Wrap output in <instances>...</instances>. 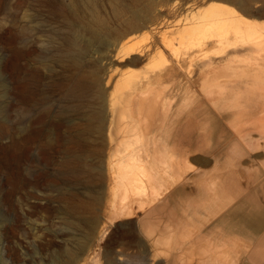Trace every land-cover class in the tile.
Segmentation results:
<instances>
[{"label":"rangeland","instance_id":"1","mask_svg":"<svg viewBox=\"0 0 264 264\" xmlns=\"http://www.w3.org/2000/svg\"><path fill=\"white\" fill-rule=\"evenodd\" d=\"M249 2L248 10L264 12V0ZM70 3L71 0H64V2L63 0H0V149L7 147L4 154L1 152L2 149L0 150V264H59L63 260L68 261L71 255L78 256L75 264H167L166 261H171L173 254L174 260L177 261L174 264H184L182 257L187 256V253H183L185 250L183 247L195 245L203 246L202 250L207 249V252L204 251L200 255L207 258L206 263L210 264L212 261H209V247L212 245L214 247L218 242H221L219 244L221 248L218 251L224 248L232 249V251L241 250V248L244 250L248 246L243 242L244 239L241 241L239 237L236 239L235 236L232 238L227 235L229 234V223L222 227L217 224L214 231H202L205 222L207 224L210 222L209 217L211 220L221 217L229 211V207L234 208L243 202L233 197L234 201L231 200L232 204L231 201L228 202L230 203L228 207L226 205L228 195L225 197L220 194V199L217 196L213 200L211 196L209 198L205 196L204 190L206 192V189L214 185L213 180L215 183L216 179H213L215 175L213 172L221 171L224 174L225 172L221 169L224 170L226 167L227 172L228 169H233L227 153L232 145L242 146L243 144L242 147L246 149H240V152L242 151L244 158L240 159L242 162L240 167L239 165L236 167L243 169V172L248 168L245 170V175L251 179V191L255 193V197L258 195L264 198V189L262 191L264 188L262 187L264 186V141L259 145L247 144L249 143L248 138L233 130L232 123L238 124V122L236 123L231 116L219 115L220 106L199 104V101H193L191 95L196 93L198 99L201 97L199 85L194 87V90L197 88L196 92L190 91L187 94L190 97L188 103L186 101L184 103L182 117L177 120L170 117L168 120L169 124L176 125L177 139L189 135V140L185 138V144L189 143L186 148V151L189 149V154L187 151L184 157L179 158L178 156V159L177 154L174 156L169 154L168 161L172 164H169L168 168L171 167V173L164 178L162 188L159 189L162 194L166 192L170 186H174V181L182 179L177 175L180 172H187L188 169L191 173H180V175L189 177L190 180L188 179L185 187L190 193L177 191L175 188L176 190L174 189L170 196L172 199L170 198L164 211L159 208V204L156 203L158 207L154 205L155 208H159L157 217H160L164 223L171 221L173 228L176 223H180L182 228H176L171 241L167 239V244H158L155 242L159 236L158 232L150 236L147 231H144L143 226L145 225H142L140 220L143 213L139 212L137 218L124 217L114 220L115 222L110 221L109 212L114 204L113 191L116 189L112 175L115 174L120 164L122 145L133 143L135 146V143L140 142L135 141L133 135L137 121L140 123L143 120L139 125L141 132L139 134L143 141H149L144 143L146 147L142 146V150H148L150 160L154 159V154L161 148L164 139H161L163 136L161 132H155L157 122L160 121L158 117L141 116V119H134L127 113L126 119L122 118L123 114L128 111H126V98L133 84V82L130 84L124 80H118L120 74L128 69L126 62H120V59H115L114 55L107 51L101 52L98 43L93 46L94 48L91 47L93 51L89 50L91 56L89 54L83 56L84 61L80 67L62 56L66 50H69L67 48H70L65 37L73 32L68 30L69 28L67 29L63 23L64 20L59 16V9L61 10ZM194 3L196 6L191 8ZM131 7L153 24L139 31L138 35L145 32L144 35L149 36L151 33L148 30L153 27H156V32L159 34L177 23L182 24L185 13L191 10L193 12L221 10L223 7L234 9L252 18L251 22L264 30V17L253 16L240 6L225 0H137L131 4ZM103 16L112 26H115L106 11ZM29 40L31 43L28 42ZM178 40L175 41L176 53L174 55L179 56V60L181 59L183 66L181 73L184 74L194 73L196 76L210 62L213 61L214 65L223 64L229 55L232 56L234 53L219 56L217 48L208 46L203 51L188 54L184 52L183 45L181 46ZM26 44L35 49L36 52L32 56H26L25 51L28 50ZM157 45L160 46V43ZM202 52L204 55H200ZM146 66V60L135 66L137 75L135 79L144 75ZM232 70L235 71L234 68ZM96 73L102 78L101 87L97 90L105 89V93H109L106 94L105 103L100 92L97 94L87 92L81 102L73 100L68 95L67 91L74 83L85 78L91 81L89 75ZM29 74H32V78ZM110 74H115L111 81ZM183 82L185 87L187 82L185 79ZM102 90L101 92H104ZM172 90L171 86L166 87L164 93H174ZM111 93L118 97L123 96L120 99L122 101L117 103L113 109V121H111L112 110L110 101H108ZM179 93L185 94V88L182 87ZM187 121L190 125L192 123L196 125L189 131V134L183 132ZM229 121L232 122L229 123ZM144 122L145 126L146 122L151 123L148 129L143 126ZM238 135L241 138H238ZM200 137L202 139H199ZM155 140L160 146H155ZM166 143L172 149L175 142L169 139ZM216 152L223 155L219 162L211 159L207 164L196 159V157L211 158L210 156ZM177 160L181 162L179 167L175 165ZM188 162L189 166L186 165ZM259 164L263 167L257 170ZM185 165L188 168L184 171ZM193 165L195 170H193ZM69 168L76 171L74 178H71L73 174L69 176L70 174L65 173V170ZM203 170L210 171L207 177L202 174ZM199 173L200 176H197ZM194 176H197L199 180ZM166 179L167 181L168 179L173 180V183L167 182ZM224 182L221 181L220 185L230 190L228 182ZM226 193L227 191L224 192ZM194 195L195 197L192 198ZM222 197L227 200H223ZM137 199L140 200V197ZM145 200L149 202L147 197L142 196L140 201L146 206L147 201ZM252 202L249 199V202L243 203V208L238 212L245 216L244 209L249 212ZM216 203L221 207L218 204L219 207H215ZM214 207L218 210L215 211L217 214L214 213ZM167 211H174V213L170 216ZM248 212L247 215L250 214ZM181 217L184 218L182 223ZM211 235H213L212 239H210ZM216 236H219V239ZM168 242L170 244L167 248ZM238 243L243 245L239 244L242 245L239 247ZM235 246L238 249L234 248ZM190 255L189 261H192L193 254L190 253Z\"/></svg>","mask_w":264,"mask_h":264},{"label":"bare ground","instance_id":"2","mask_svg":"<svg viewBox=\"0 0 264 264\" xmlns=\"http://www.w3.org/2000/svg\"><path fill=\"white\" fill-rule=\"evenodd\" d=\"M134 1H137V0H71L70 5L63 7L61 10L59 9V16L62 18V20H64L63 23L66 25L67 29L69 28L68 30L73 32L72 34L71 32L69 33L72 36L68 35V37H65L67 39V42L70 45V48H67L69 50H66V52L62 56L65 57L66 59L67 58L70 59V61H73L75 66L80 67L82 66V63H83L82 61H84L82 60L83 56L87 54L91 56L89 50L91 49V51H93L92 50V48H94L93 46H95V44L98 43L100 45L99 47H101L100 48L102 50L101 52L107 51L109 54H113L115 59L117 60L120 59L121 60L120 62L124 61L127 63L128 69L126 70V72L121 73L118 79L119 81L124 80L126 83H130V84H132L133 82L132 84L133 86L131 85V90H129L128 92L130 94L128 95L126 94L127 95L126 111L127 110L128 111L123 114V117H122L123 120L126 119L127 113H129L130 116L133 117L134 119L135 118L141 119V116L159 118L160 121L157 122V128L155 132H161V134L163 135L161 139H164V142L160 146V144L157 145V141L155 140V143H156L155 146L157 145V146H160L161 148L157 152H155L153 160H150V158H148V156H150L149 153L147 152L148 150H145V151L142 150V146L146 147L144 143L148 141V140L143 141L141 134H139L140 132L139 125L143 120H141L140 123H138L137 121V124L135 123L137 127L133 129V135H134V138L136 139L135 141L137 142L140 141V142L137 144L135 143V146L133 143L122 145L123 148L120 150L121 155L119 158L120 164L115 170V174L112 175V180L115 181L114 184H116L115 186L116 189L113 191L114 204L112 208H110V212H109L110 213L109 218H111L110 221H114L116 219H120L124 217L137 218L139 216L138 214L139 212L143 213L141 215L140 220H141L142 225H145L143 226V228H145L144 231H147V234L150 236L154 234L155 232H158L159 236L158 238H156L155 242L159 244V243H166L167 239L168 241H171L172 236L176 232V228L179 229L182 227L179 225L180 223L179 224L176 223L174 225V228L172 227V224L170 223L171 221L164 223L160 217H157V214L159 213L157 212V210L160 208V209H163L164 211L165 207L167 206V203L169 202L171 198L170 196L172 194V191H174L175 188H177V191L182 190L184 193H188V192L190 193V191L186 190L187 188L185 187L188 182L189 177L188 176L183 177V175H180L181 172L177 175V177L182 178V179L178 181H174L175 183L173 187L168 184L170 186L169 187L170 189L167 188L168 190H166V192L163 191L164 192L163 194L162 192L159 191V189L162 188V181L163 180L165 181L164 178H166L167 175L171 173V167L170 169L168 168L169 164L170 165L172 164V163H169L168 161L169 154L170 156L171 154L173 156L174 154H177V159H178V156L179 158L181 156L184 157L187 151H188L187 153L189 154V149H187L186 151V148H188L189 143L185 144V138L189 140V135H187L186 137L182 136L180 139H177L176 130H175L176 125L169 124L168 120L170 119V117H172L174 120L180 119L182 117V115L184 114L183 113L184 103L185 101L188 103L189 101L188 99L190 97L187 94L190 91L196 92L197 88L194 90V87H197V85L200 86V92L199 91L198 92L201 94V97L198 99L195 93L194 95H191L193 98V101H197V102L199 101V104H208V105H213L216 107L220 106L219 115H221L222 117L226 115L231 116L233 117L236 123L238 122V124L232 123L233 124L232 126L234 127L233 130H236L237 132H239L241 136L248 138L247 140L249 143L247 144L259 145L260 143L264 141V30H261L260 27H258L256 23L251 22L252 18H248L234 9L223 7L221 10H215V9L199 10L197 12H193V10H191L190 12L185 13V18H183L184 20L182 24L177 23L173 25L172 27H169V29L163 32H159V34H157L156 32V27H153L148 30L151 33L149 36L147 35L145 36L144 35L145 32L138 35L139 31H141L144 28L150 27L149 24L151 26H153V24L152 22H150L148 18H143L141 15H139V13L135 12L132 9L131 4ZM225 1H230L240 6L242 9H245L247 13L253 16L264 17V12L262 11L258 10L254 12V11L247 9L248 4L250 3L249 1H252V0H225ZM193 6H196V3H194L191 8H193ZM104 11H106L110 15V19L114 23L115 26H112L110 22L107 21L106 17L103 16ZM64 36L66 35L64 34ZM65 40H61V41H65ZM177 40L180 41L179 43L181 44V46L183 45V48L185 50L184 52L188 54H192L193 52H198L200 50L203 51V49H205L208 46L217 48L216 51L218 52L219 56L230 54V52H234V53L232 56L229 55V58L223 64L214 65L213 61L210 62L206 67H204L203 70H200V72L196 76L194 73L184 74L183 72L181 73V70H183L181 59L179 60L178 59L179 56L177 57V55L176 56L174 55L176 53L175 41ZM28 42H30V40ZM157 43H160V46H158ZM28 45L30 44L28 43ZM28 45H27L28 50L25 51L26 52L25 54L26 56L29 57V56H32V54H34V52L36 51L35 49H33L32 46H28ZM82 45H85L86 47L83 48ZM154 46H155V49H154ZM244 49L246 52L244 51ZM94 50L98 51L99 49L97 50L94 49ZM59 54H62V53H59ZM202 54L203 52L200 55ZM104 55H107V54L104 53ZM144 60H146V65H147L146 68H144V75L142 77H138V79H135V77L137 76L135 72V69H136L135 66H138L139 64L143 63ZM97 61H100V60H97ZM191 61L192 60H190V62ZM229 68H231V70L234 68L235 71L232 70V73H231L230 72L231 70H229ZM29 75L31 76L32 74H29ZM114 75L110 76V81L114 77ZM89 77L92 79L91 81L85 78L86 80L84 79L82 81L74 83V85L70 89H68L69 90L67 91L68 95L73 100L81 102V100L85 98L84 96L87 92L88 93L92 92L94 94H97V92H100L102 100L105 103L107 95L109 93L108 92H107L108 94L105 93L106 91L105 89L97 90L98 87H101L102 78L98 76V73H96L95 75L90 74ZM133 77L134 79H132ZM183 79H185V81L187 82V84H185V87H184ZM170 86L172 87L173 89L172 91H174V93H170V94L164 93L166 87L169 88ZM182 87L185 88V94L179 93V90L182 89ZM101 90L104 92H101ZM109 98L110 100L108 101H110V109L112 110L111 111L112 113H110L112 115L111 121H113V116H114L113 109L117 103L119 104L122 101V100L120 101V99L123 98V96L118 97L116 94L111 93ZM189 121L186 122L185 124L186 126L183 131V132H186V134H189L190 133L189 131L195 125V123L194 125L193 123L192 125H190ZM231 122L232 121H229V123ZM143 124H144L143 126H145V122ZM150 124L149 122H146L145 129H148ZM237 137L241 138L239 137V135ZM169 139L175 142L173 144L172 149H170L168 147V144L166 143V141ZM199 139H202V138L200 137ZM242 146L240 144L238 145L235 144L234 146L232 145V147L229 148V152L228 153L226 152L227 154H229L227 157L228 159L231 160L229 162L233 169H228L229 170L228 172L225 170L226 167L224 168V170L221 169L222 171L225 172L224 174L221 173V171L213 172L215 173V175L213 176V179H216V181L214 183V180H213L214 185H211V187L209 186L210 189H206V192L204 190L205 196L207 198L211 196L212 199L213 198L215 199L217 198V196L219 197L220 194L221 195L223 194V196L225 197L229 196L228 200L222 197L223 200L224 199L227 200L226 202L227 204L224 201V204L226 205L228 204L230 205V203L228 202H230L231 200L234 201L233 197L241 202H244V201L249 202V199H251V202H252V199L255 198L254 196L255 193L251 191V181H250L251 179L248 175H245V172H246L245 170H248V168L245 169L243 172V169L242 170L240 168L237 169L236 167L238 165H239L238 167H240V165L242 164L240 159L244 158L242 155V151L240 152V149H244V148L246 149V147L243 148ZM168 148H169V151L167 150ZM1 149L0 150L2 154H4L7 150V147H2ZM248 150L250 151V149ZM208 151H211V150L208 149ZM222 156H223L222 153L216 152L214 153L213 156H210L211 158L202 159L200 157H196V159L198 161H203V163L208 164L209 161H211V159H215V161L219 162L222 159ZM180 163L181 162L177 160L175 162V165L179 167L181 165ZM157 164L159 165L157 166ZM189 164L190 163L188 162L186 165L189 166ZM186 165H185L184 171L186 170V168H188V166ZM261 167L263 166L259 164L258 165L259 169L257 170L262 169ZM218 168H215V170H218ZM75 169L77 168L75 167ZM195 169L196 168L194 167L193 170ZM186 171L187 172L185 173L187 174L190 172L188 171V169ZM203 171H204L203 173L201 171L200 173H202L206 177L208 173H210V171L208 170L207 171L203 170ZM65 173H67L68 175L70 174L69 176L73 174L71 178H74L73 176L75 175L76 171L74 169L69 168L65 170ZM185 173L182 172L181 174H185ZM200 173L197 176H200ZM197 176H194V177L197 178ZM258 177H260V175ZM202 178L203 176L200 179L202 180ZM240 178H242L243 180ZM197 180L199 179L197 178ZM211 180H212V177H211ZM169 181H171L170 183H173L172 182L173 180L168 179L167 182ZM221 181L228 182V186H230L229 187L230 190L220 185ZM192 184H194V182ZM171 188H173V190H171ZM263 189L264 188H262V191ZM258 190L259 188L257 189V191ZM199 191L201 192V190ZM226 191L227 193L224 194V192ZM263 195H260V196H263ZM142 196H145L149 199V202L148 200H145L147 201L146 202L147 204L145 203L146 206L140 201ZM138 197H140V200L137 199ZM194 197L195 195L192 198ZM256 197L258 198L259 196L257 195ZM232 201H231V204H232ZM156 203L159 204V208H157L158 206ZM217 204L218 203H216L215 205ZM154 205H156L157 207L155 208ZM218 205L220 206V204ZM218 205L215 207L218 208L219 207ZM224 207L225 206L223 205V208ZM229 209L231 210L230 207ZM209 210L211 209L209 208ZM216 210L217 209L215 208L214 213L217 214V212H215ZM234 212H238V211H234ZM171 213H174V211L168 212L169 215ZM185 216L183 217L185 218ZM175 217H176V214H175ZM183 217L180 218L181 223H182V220L184 219ZM210 218L211 217H209L210 222L208 224L207 222H205L206 224L204 223L205 226H203L202 231H205V230L214 231L215 230L214 227L218 226L217 225L218 219L220 217L213 218L212 220ZM175 221H178V220H175ZM238 221L240 220H237V222ZM192 231L193 230H191V232ZM195 233H196V230H195ZM180 234H182V232ZM212 236L213 235H211L210 239H212ZM219 236H222V235H219ZM219 236H216L217 239H219ZM177 239L179 238L177 237ZM202 240L204 241L203 238ZM240 240L242 241L243 239H241L240 237ZM194 243L197 244V242L195 241ZM220 243L219 242L216 243L217 245H214V247L213 245L209 247V253H210L209 261H212L210 262V264H230L232 262V259H234L236 256L235 254H234L235 256L230 255L231 253L230 251L232 249L230 250V249L224 248L218 251V249L221 248L219 246ZM242 243H238V245ZM169 244L170 242H168V245H166L167 248ZM202 244L204 245V243ZM223 244L225 245L226 243H223ZM242 245H239V247H241ZM196 246L198 247V245H195V246H189V248L190 247L195 248ZM234 248L238 249V247L236 246ZM244 249H247V248H244ZM247 250H249V248ZM204 251L207 252V249L203 250V252ZM238 251L241 253L240 250ZM202 254L203 253H201V255ZM179 256L180 255L178 254V257ZM233 256L234 258H232ZM202 259H205V258L203 257ZM77 260H78V256L71 255L68 261L63 260L59 264H75ZM239 260L240 258L238 259V261ZM204 261H202V263H204ZM233 261L235 263V260ZM236 261H237V258H236ZM234 263L232 262L231 264H234ZM206 264H209V263H206Z\"/></svg>","mask_w":264,"mask_h":264},{"label":"crops","instance_id":"3","mask_svg":"<svg viewBox=\"0 0 264 264\" xmlns=\"http://www.w3.org/2000/svg\"><path fill=\"white\" fill-rule=\"evenodd\" d=\"M258 199H259V201H258ZM252 200H253L254 205L252 203L253 207L249 208L250 209L249 212H248V210L244 209L245 212L247 211L250 214L247 215L245 213V216H243L239 212H234V211H240L243 208L242 204L245 203V202H243V203H240L239 205H237L238 207L241 205L239 208L236 206L234 208H231V210L229 209L228 213L226 212L225 214H223L222 215L223 217L221 216L219 218V221H218V225H220L221 227H222V225L229 222V226H230L228 229L229 234H227V235H229L232 238H233V236L236 235L235 237H237V239H238V237L239 238L241 237V239H244L243 242L245 244L247 243L246 245H248L246 248L247 249L249 248V250H247V249L242 250L241 249L240 250L241 253L238 250H236L234 252H232V250L230 251L232 253V254L230 253L231 256L234 254L237 256L236 257L234 255L235 258H234V256L232 257V258H234V259H232V262L234 263L233 260H235L236 264H264V202H263L264 200H263V198H260V197H258V198L255 197ZM254 201H256V202H254ZM246 216L248 218H245ZM237 220H240V221L237 222ZM243 235H245V236H243ZM248 235H250V236H248ZM247 237H249V238H247ZM249 240H251V241H249ZM196 247L195 248H192V247L189 248V246L183 247V248H185V250H183V253H187V256L182 257V259H183L182 263H184V264H186V263H188V264H200V263L204 264L205 262L208 261L204 256L203 257L205 259H202L203 257L198 255V254L203 253L202 249L204 247H201V246H198L197 248ZM198 250H200V251H198ZM190 253L193 254L192 261H189L191 259ZM195 255H197V256H195ZM236 258H237V261H236ZM239 258H240V260L238 261ZM200 260H202V261L206 260V261H204V263H202V261H200ZM169 261H166V263L169 264L170 263ZM171 262H172V264H174V262H175L174 254L172 256ZM245 262H247V263H245Z\"/></svg>","mask_w":264,"mask_h":264}]
</instances>
